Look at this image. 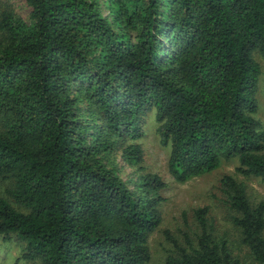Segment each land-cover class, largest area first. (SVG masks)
I'll return each mask as SVG.
<instances>
[{
    "label": "trees",
    "instance_id": "1",
    "mask_svg": "<svg viewBox=\"0 0 264 264\" xmlns=\"http://www.w3.org/2000/svg\"><path fill=\"white\" fill-rule=\"evenodd\" d=\"M24 2L0 0V235L24 260L149 261L165 187L143 165L150 116L175 180L236 159L264 182V0ZM220 185L245 253L198 208L160 264H264V200Z\"/></svg>",
    "mask_w": 264,
    "mask_h": 264
},
{
    "label": "rangeland",
    "instance_id": "2",
    "mask_svg": "<svg viewBox=\"0 0 264 264\" xmlns=\"http://www.w3.org/2000/svg\"><path fill=\"white\" fill-rule=\"evenodd\" d=\"M17 12L25 16L29 8L24 0H10ZM259 62L263 63L258 57ZM258 116L264 125V89L260 85L257 93ZM144 135L140 142L144 151L143 165L152 172L158 173L165 183L161 191L164 201L159 210L161 223L150 235L148 240L150 259L146 264H160L165 256L170 254L174 247L165 238L169 232L180 243L185 233L198 232L199 226L194 216L198 208H207V218L212 224L217 235L228 236L234 254L243 255L244 246L240 243V236L231 223V212L223 202L220 180L226 174L235 175L246 183L248 192L256 200H264V182L256 177H244L235 172L238 165L236 159L222 161L221 165L209 172L192 177L186 181L175 180L168 171V148L161 145L155 132L153 117L146 119L143 126ZM126 172H131L130 167H125ZM6 183L0 180V195L4 192ZM23 244L13 235L4 237L0 235V264H35L22 258Z\"/></svg>",
    "mask_w": 264,
    "mask_h": 264
}]
</instances>
